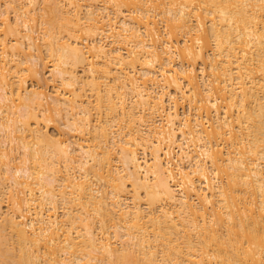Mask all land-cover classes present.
Returning <instances> with one entry per match:
<instances>
[{
    "label": "bare ground",
    "instance_id": "6f19581e",
    "mask_svg": "<svg viewBox=\"0 0 264 264\" xmlns=\"http://www.w3.org/2000/svg\"><path fill=\"white\" fill-rule=\"evenodd\" d=\"M0 264H264V0H0Z\"/></svg>",
    "mask_w": 264,
    "mask_h": 264
},
{
    "label": "rangeland",
    "instance_id": "374dc122",
    "mask_svg": "<svg viewBox=\"0 0 264 264\" xmlns=\"http://www.w3.org/2000/svg\"><path fill=\"white\" fill-rule=\"evenodd\" d=\"M11 15H12V13H11ZM160 25H161L160 27L163 26L162 23H161ZM164 29H165V28H164ZM161 31L163 32V31H165V30H163V28H162ZM47 60H48V58H47ZM45 76H49L48 72L45 74ZM27 78L29 79V76H28ZM28 79H27V80H28ZM32 80H33V79L30 78V79L27 81L28 84H31V83H32V82H31ZM51 88H52V87H50V88L48 87L47 90L50 89V90H49V92H50V91H52ZM50 100H51V99L49 98V101H50ZM54 114L56 115V113H53V117L55 116ZM95 115H96V114H95ZM55 117H58V116H55ZM64 117H65V116H64ZM62 118H63V116L61 117V119L58 118V119H57L56 121H54V122H56L57 124H60L61 127H63V128L66 130V132H68L69 129L66 128V127H64L63 124H62V123H64V121H65L64 119H66V118H63V120H62ZM54 119H55V118H54ZM66 121H67V120H66ZM54 122H53V123H54ZM59 127H60V126H59ZM61 127H60V128H61ZM63 128H61V129H63ZM64 129H63V131H65ZM49 131H50L51 133L54 132V134H55V132H57V130H55L54 127H52V126L49 128ZM70 132H71V133H66V135H70V136H71L72 134H74L73 131H70ZM78 137H79V136H71V138H78ZM1 139H2V138H1ZM78 139H79V138H78ZM99 182H100V181H98V183H99ZM100 183H103V181L100 182ZM1 195H2V194H1ZM3 198H4V196H3ZM5 200H6V199H5ZM5 200H4V203H3V204H5ZM5 207H6V206H5ZM58 211H59L60 215H62L61 212L63 211V208H60Z\"/></svg>",
    "mask_w": 264,
    "mask_h": 264
}]
</instances>
